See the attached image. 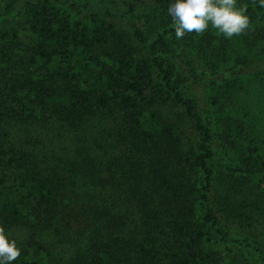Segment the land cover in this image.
<instances>
[{"label": "trees", "instance_id": "trees-1", "mask_svg": "<svg viewBox=\"0 0 264 264\" xmlns=\"http://www.w3.org/2000/svg\"><path fill=\"white\" fill-rule=\"evenodd\" d=\"M57 1L61 0H7L5 10L0 13V24L7 17L19 18L20 21L13 34L0 33V61L12 59L13 41L18 32H39L43 39L55 36L53 23L58 15L53 12L52 4ZM73 1L75 7L91 10L92 24H97L95 42L113 43L118 50L114 61L116 66L104 67L110 82L109 93L83 88L81 76L69 65L62 68L63 94L56 96V89L46 78L51 75L49 70L44 66L34 67L37 61L32 57L31 63L25 64L24 70L13 76L7 85L9 91H0V122L4 117L12 116L74 126L90 116L108 111L114 113V107H122L131 126L129 132L123 130L120 135L129 148V154H124L129 160L128 168L109 167V173L90 172L83 168L82 177L78 180L83 181L88 192L74 186L67 190L66 178L61 179L54 173L45 176L38 166L28 163L27 152L6 149L0 144V219L16 225H28L42 238L40 243L27 246L21 262L35 264L39 261L37 255L44 251L50 254L55 248L46 242V238L56 233L70 236L86 234L94 210L97 218L104 222L90 237L85 255L77 258L75 264H160L165 258L159 256L162 250L158 248V237L164 230L167 241L172 242L177 252L181 248L182 254L163 264H222L224 256L219 252H207L201 257L192 246L202 244L204 247L206 242L217 237L224 240L227 234L216 226L219 218L209 207L214 180V167L210 164L213 157L211 145L218 132L214 124L203 121L194 101L184 96L175 83L172 70L159 57L166 35L174 28L169 27L156 37H150L129 20L125 26L133 34L132 42L117 28L112 20L116 13L105 3ZM152 1L162 11L161 14L168 12L169 5L174 3V0ZM145 2L125 0L124 6L129 14H136ZM261 10L264 7L260 2L252 3L245 13ZM25 17L27 20L23 22ZM82 26L79 22L78 27ZM74 41L78 48L95 44L80 35L75 36ZM37 53L46 52L40 49ZM171 103L184 113L186 122L193 125L196 132L191 150L181 149L183 134L179 131V124L164 118L172 113ZM63 110L66 118H61ZM147 150L149 159H144V154L140 153L146 154ZM193 151L194 158L191 157ZM191 165L200 170L196 199L202 213L200 210L197 214L192 208L184 216L173 206L174 200L171 199L192 206V194L191 199L188 194L193 188L181 180L187 178ZM218 169L229 175L242 172L245 177L256 175L264 186V171L227 165H220ZM78 180L68 182L77 184ZM97 210L105 216H98ZM234 210L239 211V208ZM190 215L192 218L202 216L208 228L205 229L203 223L193 227L195 222L187 218ZM130 221L135 223L136 230H129ZM137 225L144 227V231ZM235 241L240 250L250 253L252 244L246 238ZM257 262L259 260L254 263Z\"/></svg>", "mask_w": 264, "mask_h": 264}, {"label": "rangeland", "instance_id": "rangeland-1", "mask_svg": "<svg viewBox=\"0 0 264 264\" xmlns=\"http://www.w3.org/2000/svg\"><path fill=\"white\" fill-rule=\"evenodd\" d=\"M96 1L105 3L116 13L112 20L129 41L133 42V34L125 26L129 20L150 37H156L169 27L174 28L166 35L159 57L172 70L175 83L184 96L194 101L203 121L214 124L218 132L211 145L213 157L210 164L214 167V180L209 207L219 218L216 226L222 228L227 237L224 240L217 237L206 242L204 247L193 244V250L201 257L207 252H219L224 256L222 264H264V186L256 175L245 177L243 172L229 175L218 169L220 165H227L255 172L264 171V10L245 13L250 22L239 35L228 38L209 23L203 34L186 33L183 39L177 40L173 18L168 12L161 14L162 11L154 6L152 0L142 3L136 14H129L124 6L125 0ZM6 2L0 0V13L5 10ZM259 2L236 0V6L248 8L250 4ZM73 4V0L53 2V12L58 15L53 23L54 37L43 39L39 32H18L13 41L12 59L0 61V91L4 89L8 92L7 85L13 76L22 72L24 65L31 63V58L35 57L37 62L34 67L44 66L49 70L51 75L46 78L56 89V96L63 94L62 68L69 65L81 76L83 88H96L109 93L110 82L104 67L116 66L114 61L118 50L113 43L95 42L97 24H92L91 10L79 9ZM25 20L27 17L23 22ZM19 21V18L7 17L0 24V33L13 34L18 29ZM79 22H82V27H78ZM79 35L95 44L78 48L74 37ZM40 49H45L46 53H37ZM143 52L146 53L145 50ZM28 106L31 108L32 105L29 103ZM170 111L169 117L164 118L179 124V131L183 134L181 149L191 150L196 134L193 125L186 122L184 113L173 103ZM63 112L61 118H66ZM113 112H101V115L90 116L74 126L53 121L43 123L36 118L4 117L0 122V144L6 149L16 148L27 152L28 163L38 166L45 176L54 173L61 179L66 178L67 190L74 186L88 192L83 181L78 180L82 177L83 168L90 172L108 173L109 167L119 170L121 167L128 168L129 160L124 154H129V148L120 135L123 130L129 132L131 126L125 109L114 107ZM194 150L197 153V149ZM147 152L149 150L140 155L144 154V159H149ZM194 152L191 153L192 158ZM189 169L191 171L187 178L181 180L193 188L192 193L188 194L190 199L192 194V206L171 199L174 200L173 206L184 216L192 208L195 213L198 214L200 210L202 213L196 199L200 170L192 165ZM65 172L67 176L63 175ZM75 179L78 180L77 184L68 182ZM235 207L239 211L234 210ZM97 214L105 216L98 210ZM192 217L187 218L195 222L193 227L203 223L204 228H208L202 216ZM103 222L93 210L91 226L86 234L70 236L56 233L53 237H47L46 242L55 249L48 255L46 251L37 255L39 261L35 264H75L77 258L85 255L90 237L95 231L98 232V226ZM0 225L9 239H15L21 249L19 258L12 264H23L21 258L27 246L40 243L41 235L25 224L16 225L0 219ZM128 228L136 230L135 223L130 221ZM137 228L144 231V227L137 225ZM163 232L165 230L158 237V248L162 250L159 256L165 258L160 264L170 263L177 254H182L181 248L179 252L173 249L172 242L167 241L168 237ZM242 238L252 244L249 254L248 250H240L235 241ZM256 260L259 262L254 263Z\"/></svg>", "mask_w": 264, "mask_h": 264}, {"label": "clouds", "instance_id": "clouds-1", "mask_svg": "<svg viewBox=\"0 0 264 264\" xmlns=\"http://www.w3.org/2000/svg\"><path fill=\"white\" fill-rule=\"evenodd\" d=\"M260 6L264 7V0H260ZM245 12L246 8H237L236 0H174L168 8L177 40L183 39L186 33L203 34L209 23L228 38L239 35L250 22ZM20 254L16 240L9 239L0 225V264H12Z\"/></svg>", "mask_w": 264, "mask_h": 264}]
</instances>
